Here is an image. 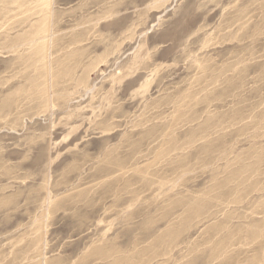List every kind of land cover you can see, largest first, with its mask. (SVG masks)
Returning a JSON list of instances; mask_svg holds the SVG:
<instances>
[{
  "label": "rangeland",
  "instance_id": "rangeland-1",
  "mask_svg": "<svg viewBox=\"0 0 264 264\" xmlns=\"http://www.w3.org/2000/svg\"><path fill=\"white\" fill-rule=\"evenodd\" d=\"M19 1L0 264H264V0Z\"/></svg>",
  "mask_w": 264,
  "mask_h": 264
},
{
  "label": "bare ground",
  "instance_id": "bare-ground-1",
  "mask_svg": "<svg viewBox=\"0 0 264 264\" xmlns=\"http://www.w3.org/2000/svg\"><path fill=\"white\" fill-rule=\"evenodd\" d=\"M9 1V0H8ZM24 1V0H23ZM23 1H19V2H21V3H24ZM3 2V1H2ZM18 2V3H19ZM4 3V2H3ZM11 3H12V1H11ZM21 3H19V4H21ZM2 4V3H1ZM8 5V4H7ZM2 10V9H1ZM4 11V10H3ZM0 13L2 14V12L0 11ZM3 13H5V12H3ZM1 16V15H0ZM4 16H5V14H4ZM1 19V18H0ZM41 23V22H40ZM40 23H38V24H36V28H35V30H36V32H33V33H31V32H28V33H25V35H28V37L27 38H25V36H24V42H27V43H25V45H28V47H31L30 49H29V51L27 52V54H24V55H26L27 57L29 56L30 58H32V57H36L37 55L40 57V55L42 54V52H43V54H42V56L44 55V54H46L44 51V49H45V46H46V44H48V43H50V40H49V38H52L53 36H54V34H53V31H49V33L48 32H44V34L41 36V26H39V24ZM30 33V34H29ZM33 35H35L36 37H33ZM28 39V40H27ZM46 41H48V42H46ZM24 45V44H23ZM12 47V46H11ZM41 52H40V51ZM46 56H49V53H47V55ZM45 56V57H46ZM51 56V55H50ZM24 58V56L22 55L20 58ZM28 57V58H29ZM29 58V59H30ZM28 59V60H29ZM38 59V58H37ZM41 59V58H40ZM43 59V58H42ZM42 59H41V61H42ZM44 59H46V58H44ZM24 60H27V58L26 59H24ZM52 59H47V64H45L44 63V66H42V67H46L47 68V70H49L48 69V65L52 62L51 61ZM23 61V60H22ZM38 61V60H37ZM27 62V61H26ZM40 62V61H39ZM28 63H30V62H28ZM211 63V62H210ZM51 66V65H50ZM27 69V71H28V68H26ZM44 69V68H43ZM46 70V69H45ZM34 71H36V70H34ZM50 71H51V68H50ZM49 71V72H50ZM38 74V73H37ZM82 77V76H81ZM83 79V77L82 78H79V80H80V82H81V80ZM38 91H41V90H38ZM44 95V94H43ZM208 129V128H207ZM166 135V134H165ZM165 137V136H164ZM167 155H168V153H167ZM163 157H164V155H163ZM116 163V162H115ZM121 163H123V162H121ZM128 163V162H127ZM119 165V164H118ZM135 165V164H134ZM133 166V165H132ZM120 173V172H119ZM115 185V184H114ZM135 191V190H134ZM125 194V193H124ZM133 196V195H132ZM118 198V197H117ZM115 199V198H114ZM173 203V202H172ZM174 204V203H173ZM64 205V204H63ZM170 205V204H169ZM180 205V204H179ZM185 208V207H184ZM190 208V207H189ZM189 208H188V210H189ZM191 208H193V207H191ZM200 209V208H199ZM187 210V209H186ZM191 210V209H190ZM189 210V211H190ZM201 210V209H200ZM199 211V210H198ZM202 211V210H201ZM185 212V211H184ZM199 213V212H198ZM185 214V213H184ZM188 215H189V213H188ZM264 215V214H263ZM186 216V215H185ZM191 216V215H190ZM150 219V218H149ZM183 219H185V218H183ZM255 228V227H254ZM252 232V231H251ZM251 232H250V234H251ZM256 234V233H255ZM168 238V237H167ZM228 239V238H227ZM152 240V239H151ZM166 240V239H165ZM225 240V239H224ZM260 240V239H259ZM155 241H156V239H155ZM151 243V242H150ZM252 244V243H251ZM172 245V244H171ZM260 245V244H259ZM174 247V246H173ZM150 249H151V247H150ZM160 249V248H159ZM153 250V249H152ZM140 252V251H139ZM143 252V251H142ZM146 252V251H145ZM151 252V251H150ZM133 253V252H132ZM144 253V252H143ZM153 254H154V252H153ZM162 254V253H161ZM215 254V253H214ZM101 255V254H100ZM159 256V255H158ZM166 256H168V255H166ZM215 257V256H214ZM224 257V256H223ZM101 258V257H100ZM105 258V257H104ZM132 258V257H131ZM130 258V259H131ZM155 258V257H154ZM217 258V257H216ZM219 258H221V257H219ZM34 259V258H33ZM156 260V259H155ZM223 260V259H222ZM20 261V260H19ZM31 261H32V259H31ZM40 264H42V263H40ZM161 264V263H160Z\"/></svg>",
  "mask_w": 264,
  "mask_h": 264
}]
</instances>
